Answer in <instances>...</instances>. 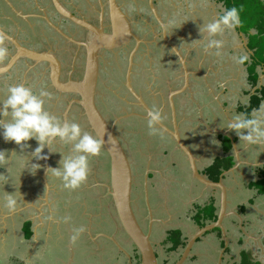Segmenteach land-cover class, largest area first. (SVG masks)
<instances>
[{"label": "flooded vegetation", "instance_id": "obj_1", "mask_svg": "<svg viewBox=\"0 0 264 264\" xmlns=\"http://www.w3.org/2000/svg\"><path fill=\"white\" fill-rule=\"evenodd\" d=\"M166 1L0 0V40L8 48L7 58L0 61V102L12 83L32 87L37 92L47 90L51 99L46 103V110L62 121L79 123L85 132L101 140L100 154L92 157L97 168L93 171L90 168L89 175L100 173L101 178L95 179L97 185L107 189L102 201L96 199L92 195L96 193L88 187L78 190L77 202L66 201L64 196L55 197L50 183L52 175L45 174L46 163L53 168L58 164L57 157H62L61 153L70 154V147L57 143L51 152L46 146L43 154L48 159L32 161L42 165L32 173L40 187L36 190L31 187L26 200L22 197L21 216L15 217L22 219L19 232L24 255H17L13 249L6 258L0 250V264H12L14 259H18L19 264H141V253L123 228L112 194L111 155L105 142L95 133L82 103L84 98L77 90L87 78L93 57L98 63L95 104L128 153L134 173L132 205L142 228L150 234L159 264H177L185 254L182 264H243L244 252L254 262L264 264V259L253 257L255 250L264 249L262 245L255 249L251 244V228L247 226L251 225L252 218L264 217V193L254 184L264 180V144L248 145L229 128L210 132L211 128H218L222 122L229 123L232 119L221 107L230 104L223 95L229 94L232 84L228 81L229 65L238 66L234 57L248 54L249 78L253 75L252 65L257 63L256 67H264V61L256 57L250 30H245L241 24L234 31L217 37L223 41L220 55L214 48L205 51L200 42V59L192 62L189 51L193 47L185 42L194 35L192 27L198 28L199 11L184 7L176 10L174 5H164ZM216 2L221 3L224 10L228 8L222 0ZM194 52L195 49L190 51L192 55L196 54ZM198 83L211 98L212 89L220 90L219 95L222 92L224 103L217 102L210 115L205 112L206 105H200L199 114L196 100L191 96V89L194 90ZM246 84L249 88L243 95L248 99L244 104L247 112L239 109V114H251L260 102L258 99L253 105L251 98L263 96L264 86L255 90L258 85L253 78L242 83V87ZM185 99L187 104H194L196 115L192 116L190 109L187 110ZM152 110L162 114V120L154 129L148 126V113ZM1 119L2 116L0 122ZM128 125L145 137L144 149L150 147L157 151L154 160L146 161L144 190L140 195L135 192L140 165L137 167L131 157L129 142L124 138ZM206 139L211 141L206 142ZM179 140L194 155L199 171L213 182H222L226 191L223 227L217 226L197 237L189 253L186 250L190 238L219 220L224 195L221 187L209 186L196 177L191 158L181 148ZM31 144L32 151L23 149L24 154L31 155L38 146L34 139ZM245 152H253L254 157H244ZM228 157L233 159L232 166L222 167L216 177L210 167L217 160L225 161ZM103 167L107 168L104 179ZM241 168L252 171L254 178L247 182L240 173ZM234 173L238 179L235 187ZM93 182L89 187L96 186ZM180 182L185 183L184 193H173L174 186ZM160 185H164L162 197L168 201V206L164 205L165 211L159 217L152 204L150 187L160 190ZM244 185L246 195L237 190ZM93 201L97 204L105 201L104 208L109 211V218L104 222L107 227L94 229L92 222L87 224L90 217L84 209ZM60 203L61 207L57 206ZM212 204L216 207V217L209 218L203 209ZM138 209L145 213L147 228L140 220ZM255 212L257 216L253 217ZM13 219V216L8 217L11 224L8 235H13ZM161 220L165 225L163 230L160 229ZM79 228L83 231L73 243L71 237ZM29 230L32 234L28 236ZM177 230L179 238L172 235ZM259 231L264 240V220ZM234 244L238 248L244 245L238 255L233 252Z\"/></svg>", "mask_w": 264, "mask_h": 264}, {"label": "clouds", "instance_id": "obj_2", "mask_svg": "<svg viewBox=\"0 0 264 264\" xmlns=\"http://www.w3.org/2000/svg\"><path fill=\"white\" fill-rule=\"evenodd\" d=\"M241 24V9L235 6L226 8L217 19L203 23L199 31L200 42L204 45L205 51L214 48L217 50L216 54L220 55L223 41L217 37L222 36L226 30L234 31ZM7 56L8 48L0 40V61L5 60ZM234 60L237 64L244 65L249 61V56L246 53L241 54L234 57ZM50 99L51 94L45 89L37 92L32 87H26L20 83L9 84L6 97L0 102V116L3 118L0 129L6 142L14 141L16 145L21 146L22 151L19 153H22L20 162L23 171L28 169L35 173L42 167L39 163L32 161L48 159V156L43 154L46 146L51 152H54L53 146L57 143L69 146L70 154L61 153L59 167H49L47 173L62 180L65 189L75 190L87 181L89 159L100 154L102 142L85 132L79 123L62 121L46 110V103ZM161 120L162 114L159 110L148 113L150 129H154ZM227 128L234 130L240 141L248 145L264 144V105L254 109L251 114L234 115ZM33 139L38 142V146L30 156L24 154L23 149L30 147L27 142ZM5 153L7 152H0V166L6 162L11 163L18 152H13L11 157ZM21 199L22 197H18L15 192L8 193L3 199V206L15 212ZM82 231L83 228L74 231L71 237L73 243Z\"/></svg>", "mask_w": 264, "mask_h": 264}, {"label": "rangeland", "instance_id": "obj_3", "mask_svg": "<svg viewBox=\"0 0 264 264\" xmlns=\"http://www.w3.org/2000/svg\"><path fill=\"white\" fill-rule=\"evenodd\" d=\"M247 3L249 4L250 2L247 0ZM164 5H166V6L167 5H171V6L174 5V8L176 10H178L179 8H182V7H184L185 9L188 8L190 10L191 9L192 10L193 9H196V10L198 9V11H199V14L197 16L198 21H199L198 22V28H195V27L193 28L192 27V30L194 32L191 33V34H194V35L192 36L191 40L186 41L185 44L186 45H188V44L192 45L193 48L190 49V51H192L193 49L196 50V52H194L196 54H193V55L189 51V57L192 59L191 61L195 62L197 59H200V31H199V28H200V25H202L203 23H206L209 20H213L215 18L214 14L212 12V10H213L212 8L215 5L213 6L211 1L209 3V0H168V1H166L164 3ZM229 5L226 4L227 7ZM249 6L251 8L245 9L244 13H245L247 18H250V17L252 18L253 17L252 13L256 12L254 10L256 8V6H254V5L253 6L249 5ZM259 6L260 5H258V7ZM259 8H260L259 10L261 11V9L263 7H259ZM242 19L244 20V18H242ZM189 27L191 28V26H189ZM182 38H185V36L182 37ZM154 68H156V67L154 66ZM199 77H200V75H199ZM232 81H233L232 82L233 86L237 85L239 87V89L242 88L241 85L244 82H243V80L241 78H239V77L236 78L235 77ZM230 88H231L230 93L226 94V95H223V97L231 105L237 99V97L233 93L235 87H230ZM261 90H262V94H263L262 97H258V96L254 95L251 98L253 105L257 104L258 99L260 101L259 105L262 103V99L264 97V88H262ZM215 92H216L215 89H212L211 93L213 94V97L212 98L209 97L207 95V91H204L202 89V87H200V83L197 84V86L195 87L194 90H193V88L191 89L190 93H191L192 98H194L196 100V104L199 107L198 108V111H199L198 113L199 114H200V105H206V107L209 109V111L206 108L205 112L208 115H210V111H212L213 108H216L217 102L220 101V104L224 103V101L221 100L222 92L220 93V95H219V93H217V92H220V90H218L216 93ZM185 100H186V105H188L187 106V108H188L187 110L190 109V112H191L192 116L196 115L197 114V110L194 111V108H192V106L194 104L193 103L191 104L189 102L187 104V99H185ZM240 103H239V105L242 106V107H240V111L247 112L246 111V106L242 102H240ZM249 104H251V102H249ZM230 105L229 106L226 105V107H224V105H222L221 108H222V110L224 112H226L225 114H227L228 117H233L235 115L234 114L235 109H234L233 105H231V106ZM230 107H231V111L229 110ZM232 109H234V110L232 111ZM231 112H233V114H232L233 116H231ZM221 124H222V126H220L218 128H211V129L209 128L210 132H216V129H218V130H227L228 129L227 128L228 127V122H222ZM126 128H127V133L125 134L124 138H125V140L127 142H129L128 143L129 144L128 148H130L131 157L133 158L134 162H136L137 167H138V165H140L139 166L140 169L137 172V177H136L137 184H136V187H135V192L138 195H140L141 193H143V190H144L143 177H144V173H145V169L144 168H146V161L149 162V160H151V159L154 160L155 157H156L155 153L157 151H155V150L152 151L150 149V147H147L146 149H144L142 147V144H143L144 140H146L145 137L143 135L139 134L138 132L134 131L133 128H130L129 125ZM188 130H189V128H188ZM200 130H201V128H200ZM0 131H1V134H0V152H7L9 154V157H11L13 152H18L16 154V157L11 161V163H7L6 162L4 165L0 166V212H2L0 214V223H2V222L3 223L4 222L9 223L8 217H10V216H13V218H14L13 219L14 227L12 228L13 229V233H12L13 235H5V233H2V235H0V241L3 243L7 239L6 244H8L7 248L4 247V246H0V250H3L2 251L3 252L2 255L4 257L9 258V254H7V253L12 251L13 249H14V251L17 252V255H19V256L21 254L24 255L25 248L23 247V245L20 242V235L21 234L19 232V223L21 224L22 219L21 218L15 219V217H17V216L20 217L21 216V212H22L23 208L21 206L22 205V199H21L20 202H19V206L16 209V211L12 212L13 215H8V213H7L8 209L3 206V199L8 193L15 192V194L18 197L21 196V197H23L26 200L25 196H26V193L28 192V190L31 187L32 188L35 187L34 189L36 190V188H38L40 186H37L38 185V182H37L38 179L32 176V172L31 171H29L28 169H25L24 171L22 170L23 166H22V163L20 162V156L22 155V153H19V152L22 151L21 146L20 145H16L14 141L13 142H6L3 139V136H2V129H0ZM189 132H190V130H189ZM215 138H217V136ZM205 141L209 142L211 140L206 139ZM217 142H219V139L217 140ZM27 143L30 145V147L24 148V149L32 151L31 140L28 141ZM256 148H257L259 154H261V152L258 149V147H256ZM219 149H220V147H219ZM7 153H5V155H7ZM253 155H254L253 152H249V154L245 152L244 157L250 158V157H254ZM26 158L27 157H25V159ZM61 159H62L61 156L57 157L56 161L58 162V164L56 166H53V168L59 167V161ZM89 166L93 167V168L89 167V169L91 168L92 171H93V169L95 170L97 168V167L95 168L94 160L92 159V157H90V159H89ZM101 170L103 171V174H104L103 179H104V178H106L104 172L107 170V168L103 167ZM247 170H248V168H247ZM243 173L246 175V177H244V178L247 180V182L254 178V174H253L252 171L248 172L244 168L243 169ZM95 175H97V177ZM98 178L99 179L101 178L100 173L99 174L93 173L91 176L89 175L87 181L83 185H81L79 188H77L75 190L65 189L63 187L62 180H60L59 178H57V177H55L53 175L51 176L50 183H51L52 188H53V195L55 197L64 196V198H67L66 201H73V202L79 201L76 198V196L80 195L78 190L81 189V188H85V187L90 188L92 193H96V195H94V194H92V195L95 196L96 199L98 198V200L102 201L103 200L102 196L107 194L106 191H105L107 189L104 188V190H103L102 187L97 185L98 183L96 182V180H98ZM93 180H95V181L93 182ZM91 181L96 185V186H94V188L89 187V184H91L90 183ZM184 184H185L184 182H180L179 185L174 186L173 193H177V194L181 193V194H183L184 190H185ZM163 186L160 185V190L157 189V187H155V186L150 187V193L153 195L152 204H153V206L155 205V209H156L157 215L159 217L162 216L164 211H165L164 205L168 206V201L165 202L166 199L163 200V197H162L163 194H164L163 191H162L163 190ZM245 187H246L245 185L241 186L237 190L240 193H245V191H244ZM245 195H246V193H245ZM57 200H58L57 198L53 199V201H55V202ZM136 201L139 202L138 200H136ZM57 206L61 207V203H60V205L57 204ZM104 207H105V201H103V202H101L99 204H97L95 201H93L91 203V206H89V208L85 207V209H84V211L88 213L87 216L90 217L89 223H88V220H87V224H90L92 222L91 226L94 229H97V228L100 229V228H102L104 226H106V227L108 226V224L104 223V222H105L106 219L109 218L108 217L109 216V213H108L109 211L106 210ZM141 207H143L142 203H141ZM144 207H145V205H144ZM208 207L209 206H207L206 208H208ZM194 210H196V209L194 208ZM93 214H94V216H93ZM138 215H139V217H141L140 220L145 224V226L147 228L148 227V220H147V218L144 219V217H143V216H145L144 211H142L141 209H138ZM252 216L253 217L257 216V213L256 212L253 213ZM263 220H264V217H262L260 215L259 218H256V217L252 218L251 225L247 224V226H250V228H251L250 240L252 241V243L251 242L250 243L253 244V246H255V249H257V248L259 249L261 245L263 246V249H264V245H263L264 244V240L262 239L263 234H262V232L259 231L261 229V221H263ZM164 226L165 225H164V222H163L162 228H160V229L163 230ZM2 227H3V225H2ZM17 229H18V231H17ZM236 240H237V238H236ZM235 242H237V241H235ZM11 245H12V247H11ZM243 246L244 245H242V246H240L238 248L234 244V247H233L234 254L236 253L238 255L239 249L242 248ZM4 250H6V251H4ZM263 253H264V250H261V249H259L257 251L255 250L253 257L254 258L258 257L259 259L263 260L264 259ZM237 260H239L238 256H237ZM12 264H19V260L18 259H14Z\"/></svg>", "mask_w": 264, "mask_h": 264}, {"label": "water", "instance_id": "obj_4", "mask_svg": "<svg viewBox=\"0 0 264 264\" xmlns=\"http://www.w3.org/2000/svg\"><path fill=\"white\" fill-rule=\"evenodd\" d=\"M89 64L90 65L88 68L87 78L84 81L85 86L83 83H81V85L77 86V90L80 91L84 98L82 103L86 108L95 133H97L105 142L107 149L111 155L112 194L117 205L121 223L123 225V228L126 230V233L135 243L141 253V264H159L153 242L150 238V234L146 233L142 228L132 205L134 173L131 167V161L128 157V153L121 141L116 136V131L109 127L108 123L106 122L100 111L97 109L95 104V86L98 75V63L96 58L93 57ZM179 143L181 145V148L191 158L192 167L196 177L204 184H207L209 186L221 187L223 189L224 195L223 207L219 220L201 228L199 234H196L195 236L190 238L191 241L186 250V253H189V250L192 244L196 241L197 237H202L205 232L217 226L223 227L221 222L225 215L226 209V191L222 182H213L209 180L206 175L202 174L199 171V168L196 164V159L192 152L182 140ZM234 145L236 146V143H234ZM48 168L49 165L48 163H46L45 174L47 173ZM185 257L186 254L183 259L177 264H182L186 259Z\"/></svg>", "mask_w": 264, "mask_h": 264}, {"label": "trees", "instance_id": "obj_5", "mask_svg": "<svg viewBox=\"0 0 264 264\" xmlns=\"http://www.w3.org/2000/svg\"><path fill=\"white\" fill-rule=\"evenodd\" d=\"M248 1L250 2L249 4L247 3V0H222V2H224L225 4L231 5V6L229 5L228 8L235 6L239 9H241V21H242V24H243V27L245 30H250L252 28H255L257 30L256 34L251 35V46L253 49H255L257 51L256 57H258L259 59L264 61V0H248ZM249 5L256 6V8L254 9L256 12L252 13V15H253L252 18L251 17L247 18L245 13H244L245 9L251 8ZM258 5H260L259 7H263L261 9V11L259 10L260 8L258 7ZM242 18H244V20ZM256 65H257V63H254L252 65V72L255 70ZM230 147L231 146L229 145L228 149ZM232 164H233L232 157H228L225 161L219 159L216 161V163H214L210 167V170L217 177L218 174H220L222 172V167L223 168H229L230 166H232ZM254 184L257 186H260L261 187L260 192L264 193V180L261 179ZM203 211L207 213V216L209 218L216 217V214H215L216 207L213 204L210 205L208 208L205 207L203 209ZM29 225H30V223H29ZM28 228H29V226H28ZM31 234H32V232L29 230L28 236ZM179 234H180V232L178 230L172 232V235L174 237L177 236V238H179ZM243 264H261V263L254 262L249 257L248 253L244 252Z\"/></svg>", "mask_w": 264, "mask_h": 264}, {"label": "crops", "instance_id": "obj_6", "mask_svg": "<svg viewBox=\"0 0 264 264\" xmlns=\"http://www.w3.org/2000/svg\"><path fill=\"white\" fill-rule=\"evenodd\" d=\"M210 1H211V3L213 4V10H212V12H213V14H214V16H215V18L217 19L220 15H222L223 14V11H224V8H223V6H222V4L220 3V4H217V2H216V0H209V3H210ZM224 3V2H223ZM214 18V19H215ZM257 32V30L255 29V28H252V29H250V33H251V35H254L255 33ZM229 33V31L228 30H226L225 31V33L223 34V35H226V34H228ZM235 34V36L237 35V33H234ZM226 37V36H225ZM229 64H231V62H229ZM228 64V65H229ZM237 64V63H236ZM238 66H236V65H233V64H231V65H229V77H228V81L230 82V81H232L235 77L237 78V77H239V78H241L242 80H243V82L245 83H248L249 82V80L251 79L252 80V78H253V82H256L257 83V87L255 88V90L257 89V88H260V87H263L264 86V67L262 66V65H259V66H257L256 68H255V70L252 72V76L249 78V71H248V64H244V65H239V64H237ZM256 79V80H255ZM233 82V81H232ZM242 86V85H241ZM230 87H235V89H234V91H233V93L235 94V96L237 97V99L231 104V105H233L234 106V109H235V111H234V114L236 115V114H239L238 112H239V109H240V105H239V103L240 102H242L243 104H246V103H248V99L246 100V98L245 97H247V96H245V95H243V92L245 91V92H247V90H248V88H249V85L248 84H246V86L244 87H242L241 89H239V87L236 85V86H233L232 84L230 85ZM230 91H231V88H230V90H229V93H230ZM232 93V92H231ZM232 93V94H233ZM233 94V95H234ZM260 103V102H259ZM259 103L257 104V106H256V108L255 109H258L261 105H264V100H262V103L259 105ZM241 104V103H240ZM230 105V104H229ZM242 105V104H241ZM234 109H232V111L234 110ZM253 112V111H252ZM233 114V112H231V116H233L232 115ZM232 118V117H231ZM230 120V119H229ZM246 132V131H245ZM210 157V156H209ZM243 169L244 168H241V170H240V173L242 174V176H244V177H246V175L243 173ZM248 171H250L249 169H248ZM235 172V171H234ZM229 175V174H228ZM233 178H234V181H235V184H234V186L233 187H235V185L236 184H238V179H237V175H236V173H234L233 174V176H232ZM227 178V177H226ZM233 191V188H231L230 187V191ZM232 203V201H230L229 200V203ZM2 212H0V214H1ZM8 213V215H13V213L10 211V212H7ZM243 219V218H242ZM2 225H3V227H2ZM10 226H11V224H9V223H7V222H2V223H0V235H2V233H5V235H8L7 233H8V231H9V229H10ZM191 232V231H190ZM190 232H189V235H191L190 234ZM6 242H7V239H6V241L5 242H1L0 241V246H7V244H6ZM4 251H6V250H4Z\"/></svg>", "mask_w": 264, "mask_h": 264}]
</instances>
